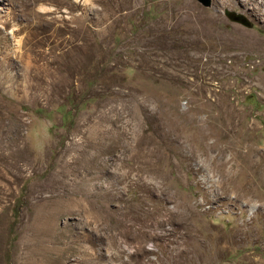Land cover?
I'll use <instances>...</instances> for the list:
<instances>
[{
    "label": "rangeland",
    "instance_id": "obj_1",
    "mask_svg": "<svg viewBox=\"0 0 264 264\" xmlns=\"http://www.w3.org/2000/svg\"><path fill=\"white\" fill-rule=\"evenodd\" d=\"M257 2L0 0V264H264Z\"/></svg>",
    "mask_w": 264,
    "mask_h": 264
},
{
    "label": "bare ground",
    "instance_id": "obj_2",
    "mask_svg": "<svg viewBox=\"0 0 264 264\" xmlns=\"http://www.w3.org/2000/svg\"><path fill=\"white\" fill-rule=\"evenodd\" d=\"M254 2V1H253ZM258 4L256 5L257 7H254V9H257V11L260 12V19L264 22V0H258ZM253 9V10H254ZM256 176V175H255ZM261 178V175H260Z\"/></svg>",
    "mask_w": 264,
    "mask_h": 264
},
{
    "label": "water",
    "instance_id": "obj_3",
    "mask_svg": "<svg viewBox=\"0 0 264 264\" xmlns=\"http://www.w3.org/2000/svg\"><path fill=\"white\" fill-rule=\"evenodd\" d=\"M199 2H201L203 5L208 6L210 4V0H198ZM230 17H235L236 19H238V21H242L245 22V19L242 15H235L234 13H229L228 14ZM234 19V18H233ZM246 23V22H245Z\"/></svg>",
    "mask_w": 264,
    "mask_h": 264
},
{
    "label": "trees",
    "instance_id": "obj_4",
    "mask_svg": "<svg viewBox=\"0 0 264 264\" xmlns=\"http://www.w3.org/2000/svg\"><path fill=\"white\" fill-rule=\"evenodd\" d=\"M39 110H40V109H39ZM14 209H15L14 214H17V207H15ZM9 232H10V234H12V235H11V240H13V239L15 238V233H14V223H12V224L10 225Z\"/></svg>",
    "mask_w": 264,
    "mask_h": 264
}]
</instances>
